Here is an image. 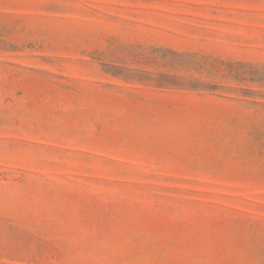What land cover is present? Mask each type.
<instances>
[{"label":"rangeland","instance_id":"obj_1","mask_svg":"<svg viewBox=\"0 0 264 264\" xmlns=\"http://www.w3.org/2000/svg\"><path fill=\"white\" fill-rule=\"evenodd\" d=\"M0 264H264V0H0Z\"/></svg>","mask_w":264,"mask_h":264}]
</instances>
